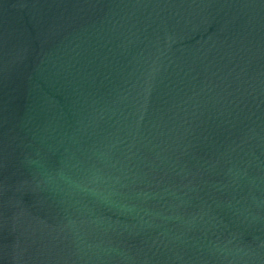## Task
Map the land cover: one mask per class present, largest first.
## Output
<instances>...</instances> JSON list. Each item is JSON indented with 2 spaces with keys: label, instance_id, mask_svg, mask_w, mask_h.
<instances>
[{
  "label": "water",
  "instance_id": "water-1",
  "mask_svg": "<svg viewBox=\"0 0 264 264\" xmlns=\"http://www.w3.org/2000/svg\"><path fill=\"white\" fill-rule=\"evenodd\" d=\"M0 264H264V0H0Z\"/></svg>",
  "mask_w": 264,
  "mask_h": 264
}]
</instances>
